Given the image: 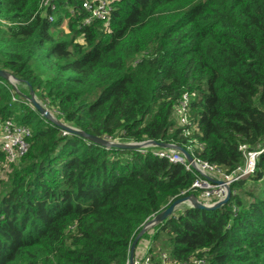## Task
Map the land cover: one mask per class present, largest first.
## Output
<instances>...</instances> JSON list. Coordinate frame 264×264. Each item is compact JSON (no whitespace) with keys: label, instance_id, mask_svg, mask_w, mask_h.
<instances>
[{"label":"trees","instance_id":"obj_1","mask_svg":"<svg viewBox=\"0 0 264 264\" xmlns=\"http://www.w3.org/2000/svg\"><path fill=\"white\" fill-rule=\"evenodd\" d=\"M53 1L49 20L42 0H0V69L18 82L0 78V121L31 133L0 190V264H127L133 238L186 195L193 173L149 150L62 135L30 89L85 133L182 147L195 138L199 157L229 172L240 144L264 139V0H113L107 22L90 24L82 0ZM185 90L197 94L199 134L171 118ZM231 189L219 208L184 205L145 232L147 252L264 264V152Z\"/></svg>","mask_w":264,"mask_h":264},{"label":"built area","instance_id":"obj_2","mask_svg":"<svg viewBox=\"0 0 264 264\" xmlns=\"http://www.w3.org/2000/svg\"><path fill=\"white\" fill-rule=\"evenodd\" d=\"M112 1L113 0H82L81 7L85 13H87L82 23L90 24L95 19L106 23L111 14ZM41 6L44 8L43 13H47L48 19L52 20L51 14L56 9L54 1L42 0ZM70 11L72 12V9ZM196 97L197 94L195 91L185 90L172 109V121L177 127L184 128L182 132L184 136L192 135L195 132L199 134L197 123L191 119L190 110L191 102ZM67 133L69 132L62 129V135H66ZM30 135L29 128L23 124H19L12 119L1 121L0 151L4 154L3 164L6 167L18 162L26 153L29 146L28 138ZM104 138L109 142H119L117 139L110 136H105ZM125 143H133V141H127ZM183 147L192 157L191 162L187 161L185 156L173 147L164 148L148 145L142 147V152L149 150L153 155L164 158L172 163L181 164L186 170L192 172L194 178L190 186L183 191L181 195L194 194L198 201L207 206H211L222 201L228 189H230V196L236 193V190L231 189V186L236 181L255 174L258 156L264 152V139L253 149H249L245 144H240L238 150L242 154V162L229 172L222 169L219 165L199 157L198 151L203 146L195 138L188 140ZM232 207L234 210L235 206ZM147 248L148 243L145 245L146 252L136 259H133V264H206L203 258H197L196 256H192L186 261L172 262L163 252H160L158 259H154L147 252Z\"/></svg>","mask_w":264,"mask_h":264},{"label":"water","instance_id":"obj_3","mask_svg":"<svg viewBox=\"0 0 264 264\" xmlns=\"http://www.w3.org/2000/svg\"><path fill=\"white\" fill-rule=\"evenodd\" d=\"M0 78L7 79L10 81V79H13V81H16V79L13 78V76L9 75L8 72L0 69ZM27 101L33 105V107L39 112L41 116L44 118L50 120L51 122L56 123L61 129H64L70 133L80 135L84 138H87L90 141H93L95 143H98L104 147H115V148H130V149H137L142 148L144 146L148 145H155L158 147H173L177 150H179L186 158L187 161L191 162L192 157L190 154L186 151V149L180 145L170 144V143H164V142H157L154 140H145L142 142H134V143H125V142H109L105 138L97 137L90 135L88 133H85L79 129H76L74 127L68 126L58 120H56L50 112L44 108L40 102L36 100V97L34 96V92L32 89H30V94L27 99ZM230 199V189H228L227 194L225 198L222 201H219L211 206H207L200 201L197 200L196 196L194 194L185 195L182 197H179L175 200H173L166 208H164L161 212L157 213L155 216H153L150 220L146 222V224L141 228V230L136 234V236L133 238L132 242L130 243L129 247V253H128V261L127 264H133V255H134V249L141 238V236L148 231V229H151L156 224L161 223L165 219L169 218L171 215H174L175 212L182 207L183 204H187L188 206L199 208V209H216L220 206L226 204Z\"/></svg>","mask_w":264,"mask_h":264},{"label":"rangeland","instance_id":"obj_4","mask_svg":"<svg viewBox=\"0 0 264 264\" xmlns=\"http://www.w3.org/2000/svg\"><path fill=\"white\" fill-rule=\"evenodd\" d=\"M59 31L64 32V33L67 32V20H66V18H64L63 22L61 23V26H60L59 29L57 30V32H59ZM62 36H65V35L62 33ZM10 82H11L13 85H15L16 87H18V82L13 81V79H10ZM36 100H37L38 102H40L41 105H43V106H44V107L50 112V114H51L56 120L61 121V120H59V118H58V119L56 118V116H57L58 114H57V112L55 111L54 108L50 107V104H49L48 99H45V98H44V99H40V100H38V99L36 98ZM0 125H1V121H0ZM175 126H176V124H175ZM153 146H155V145H153ZM9 169H10V167L8 168V167H6L4 164H3L2 167L0 168V190H1V188H2L5 184H7V175H8V173H9ZM179 210H180V209H179Z\"/></svg>","mask_w":264,"mask_h":264},{"label":"crops","instance_id":"obj_5","mask_svg":"<svg viewBox=\"0 0 264 264\" xmlns=\"http://www.w3.org/2000/svg\"><path fill=\"white\" fill-rule=\"evenodd\" d=\"M184 205H187V204H183L182 205V207L184 206ZM181 207V208H182ZM181 208H179V209H181ZM153 228V227H152ZM151 228V229H152ZM151 229H148V231H146V232H148V233H151ZM143 236V235H142ZM141 236V238L139 239V241H138V243H137V245H136V247H135V249H134V255H133V259H136L138 256H140V255H142L143 253H145L146 251H145V245L148 243V248H149V244H150V241L146 238V237H142ZM147 248V249H148Z\"/></svg>","mask_w":264,"mask_h":264}]
</instances>
